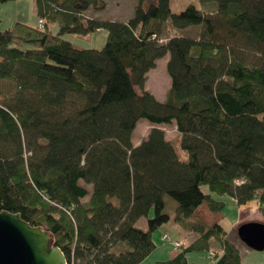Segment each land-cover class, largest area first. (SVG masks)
Masks as SVG:
<instances>
[{"label":"trees","instance_id":"16d2710c","mask_svg":"<svg viewBox=\"0 0 264 264\" xmlns=\"http://www.w3.org/2000/svg\"><path fill=\"white\" fill-rule=\"evenodd\" d=\"M198 1L215 9L136 0L130 19L113 22L84 14L104 0H35V26L0 30V211L43 226L67 264H141L170 219L165 197L181 222L201 199L220 212L214 197H231L257 202L264 224V0ZM168 20L199 33L163 41ZM103 28L100 49L64 37ZM166 56L159 101L144 85ZM140 120L153 126L133 145ZM172 123L184 160L157 127ZM151 209L147 230L136 227ZM189 227L198 238L153 264H194L193 251L242 264L223 225Z\"/></svg>","mask_w":264,"mask_h":264},{"label":"rangeland","instance_id":"374dc122","mask_svg":"<svg viewBox=\"0 0 264 264\" xmlns=\"http://www.w3.org/2000/svg\"><path fill=\"white\" fill-rule=\"evenodd\" d=\"M150 1H146L143 7L145 8ZM105 7L102 9H91L86 11L84 14L88 15L89 17H94L98 20H108V21H124L127 19H130L133 16L134 8L137 4L136 0H104ZM189 4L194 5L198 9H205V7H208L210 10L215 9V5L213 3H210V5H202L198 0H170V11L172 13H178L180 10L184 9L186 6H189ZM9 2L4 3L5 11L3 13L4 18V24H0V30H4L7 28V26H11L12 23L6 24L7 19L6 16L9 14V11L11 8H9ZM1 6V5H0ZM3 6V5H2ZM25 8L22 6L21 10L19 11V14H24ZM33 25H36V20L34 21ZM56 30V28H55ZM199 28L197 26H190L185 29H175L172 27L171 22L168 20L166 25L163 28V32L161 34V37H171V36H188L191 35H197L199 33ZM106 30L99 29L89 34H82V35H65L64 37L68 39L70 42H72L73 46L79 49H100L104 45L105 39H106ZM163 40V39H162ZM168 56L160 58L156 62V67L151 69L148 73L147 81L144 85V88L147 92H150L155 95V98L162 99V97L165 95L168 86H169V76H167L166 73V61ZM138 92V90H137ZM164 98V97H163ZM153 125L145 120H140V122L137 124L136 128L134 129L132 136H131V143L134 144H140L141 140L145 139L147 136L149 130L151 129ZM159 129L163 130L165 132L166 139L172 141L174 145V149L177 152L179 158L181 160L185 159V151H182L180 149L179 143L176 140L177 137V130H175V126L172 123L171 125L162 124L160 126H157ZM205 186L202 187V190H205ZM89 189V187H88ZM87 199V198H84ZM165 212H167L168 216L170 217L169 221L166 223H163L157 227V229L152 233V239L154 242L157 243V249L156 252L151 256V259L157 260H166L169 257H171L174 253H176L177 249L173 247V239L172 236L175 238H180V235L182 234V231L180 228L183 229L182 226L176 227V224L178 222H181L179 220H176L175 217V203L173 200H171L168 197H165ZM252 207V206H251ZM222 214H224L225 218L221 221V225L224 226L226 231L232 229L233 220L237 218L238 216H241V214H238L236 208H225L223 211H221ZM248 214V213H247ZM154 215V210L151 209L148 213L147 217L141 218L137 223L136 227L139 229L145 231L147 230V220L151 219ZM257 212H252L251 217L248 215H245L244 221H252L255 216H257ZM212 220V219H211ZM203 223V222H202ZM212 225V224H210ZM207 226V225H206ZM166 233L169 236L170 241L165 242L163 239H161L162 234ZM234 234V232H233ZM235 236V234H234ZM171 237V238H170ZM237 248L239 250V255L241 257L242 264H264V250L257 251L252 250L248 246H246L244 243H242L239 239L237 240ZM217 246V241L215 239L210 240V248L214 249ZM170 254H169V253ZM189 257L191 260H195L197 264H212V260L206 255L205 252L202 251H193L189 253Z\"/></svg>","mask_w":264,"mask_h":264},{"label":"water","instance_id":"95a60500","mask_svg":"<svg viewBox=\"0 0 264 264\" xmlns=\"http://www.w3.org/2000/svg\"><path fill=\"white\" fill-rule=\"evenodd\" d=\"M236 233L252 250H264V224L244 222ZM0 264H67L53 244V235L41 225H31L20 213L0 211Z\"/></svg>","mask_w":264,"mask_h":264},{"label":"crops","instance_id":"0c3cea01","mask_svg":"<svg viewBox=\"0 0 264 264\" xmlns=\"http://www.w3.org/2000/svg\"><path fill=\"white\" fill-rule=\"evenodd\" d=\"M0 5H1L0 6V24H4V18L2 16H3V13L5 11V8H4V4H0ZM8 6H9V8H11V10L9 11V14H7V16H6V19H7L6 24L12 23V25H13L16 22H21V23H24L26 25L29 24L31 26H34L33 25L34 21L36 20V23L38 22V18L36 17L35 0H15L13 2H9ZM22 6L25 8V12H24V14H19V11L21 10ZM11 26H7V28L11 27ZM161 38L164 41L168 37L165 36V37H161ZM148 73H149V71H148ZM148 73H147V76H148ZM169 85H170V80H169ZM168 88H169V86H168ZM154 97H155V95H154ZM163 97H162V99H158V100L159 101L163 100L164 99ZM134 145H138V144H134ZM202 191H203V193H206L207 189L205 188V190H202ZM212 196L214 197V195H212ZM214 198L218 201L222 200L224 202V204H226L225 205L226 209L230 208V207L236 208L238 214H241V216H238L237 218H235L233 220L232 223L234 226H232L231 232H230V230L229 231L227 230V236H228L229 241L233 242L235 244V246H237L236 238H237V240L239 238H238V235L236 233V230H237L238 226H240L242 223L246 222V221H244V218L246 217L245 215H248L249 217H251L252 212H254V213L257 212L258 215L255 216V218H253L252 221H247V222H253V221L260 222L261 221V214L258 212V203L252 201V203H248L246 205H242L241 207H237L234 199L231 197L230 198H228V197H214ZM224 209H222L221 211H223ZM221 211L220 212H211L210 209H208V206L205 203V201L203 199H201L198 203V207H197L196 211L192 214V217L189 218L188 222H178L176 224V227H179V226L183 227V229L180 228V230L182 231L180 238L177 239L174 236H172V238L171 237L170 238L174 240L173 243L174 242H180V245H183V246L188 245L190 242H192L198 238L197 237L198 234L196 232H194L189 227V224L193 223V222H197L198 220L203 222L207 226H210V224H213V223L220 224L221 221L225 218L224 214H222ZM233 232H234L235 236H234ZM163 234H166V233H163ZM154 243L157 247V243L156 242H154ZM209 245H210V242H209ZM173 247H174V245H173ZM156 249H154V251L152 253H150L142 261L141 264H153L157 261H160V259H157V260L151 259V256L154 254V252H156ZM178 250H179V248L177 249L176 253L178 252ZM212 250L220 254V253H222L223 247L217 242V246ZM176 253H174L172 256H174ZM189 256L190 255H187V259H188L189 263L192 262L194 264H197L195 262V260H191Z\"/></svg>","mask_w":264,"mask_h":264},{"label":"built area","instance_id":"2783aa9c","mask_svg":"<svg viewBox=\"0 0 264 264\" xmlns=\"http://www.w3.org/2000/svg\"><path fill=\"white\" fill-rule=\"evenodd\" d=\"M39 25H42L41 20L39 21ZM161 239H163L165 242L170 241L168 234H163ZM173 245L175 248H178V246H180V242H174Z\"/></svg>","mask_w":264,"mask_h":264},{"label":"bare ground","instance_id":"6f19581e","mask_svg":"<svg viewBox=\"0 0 264 264\" xmlns=\"http://www.w3.org/2000/svg\"><path fill=\"white\" fill-rule=\"evenodd\" d=\"M209 257V256H208ZM210 258V257H209ZM212 260V258H210ZM213 261V260H212Z\"/></svg>","mask_w":264,"mask_h":264}]
</instances>
